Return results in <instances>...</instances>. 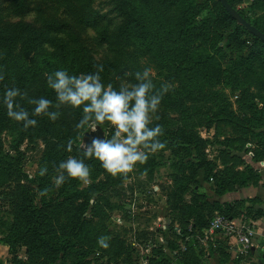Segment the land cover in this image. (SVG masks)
<instances>
[{
    "label": "rangeland",
    "instance_id": "1",
    "mask_svg": "<svg viewBox=\"0 0 264 264\" xmlns=\"http://www.w3.org/2000/svg\"><path fill=\"white\" fill-rule=\"evenodd\" d=\"M251 1L233 0L238 9L252 18L263 11L252 9ZM171 3L170 0H140L142 12L147 17L156 15L159 18L157 20L177 30L188 23L183 19L181 4L173 6ZM207 3L211 5L213 14L208 15L204 24L195 26L176 47L175 52L164 42L160 52L156 51V58L160 59H151L148 56L137 58L133 54L129 57L128 51L132 47L120 39L119 26L124 17L114 0H93L90 6H81L74 0H0V31L12 32L18 29L25 39L31 34L32 28L44 31L36 49L30 53L39 60L40 69L18 88L21 93H26V97L15 98L19 107L25 110L27 106L35 107L28 100L45 98L50 89L48 74L61 70L59 66L44 63V57L57 55L66 50L64 47L83 43L98 61L115 57L122 59L121 68L110 74L105 86L111 84L119 90L121 85L138 83L135 73L145 68L152 69L154 92L164 83L172 85L171 90L163 95L158 111L152 114L151 123L162 113L173 117L181 113L191 115L189 123L195 125L207 140L201 151L213 175L205 180L202 179V173H198L200 186L193 189L194 172L190 159L194 158L183 148L171 150L165 147L149 155L144 164H137L127 176L113 177L103 167L95 173V160L88 163V184L79 181L76 192L67 199L62 196L46 198V228L50 239L54 241V247L48 246L38 254H29L27 245L21 239L9 247L1 238L8 233L15 220L14 213L21 200L17 192L18 184L27 183L36 189V175L40 170L47 141H72L74 147H81L84 145V133L90 128H102L104 139H110L115 128L109 122L101 126L94 121L83 128H77L82 118L78 109H82L83 114V105L78 108L62 105L59 108L52 107V111L60 113L58 119L52 121L34 140L20 139L17 129L19 122L7 116V108L2 101L0 264L19 263L15 255L21 257L23 264H61L62 260L64 264H71L82 251L85 254L77 264H120L122 261L139 264L140 255L132 242L133 236L143 243L144 240L154 242L149 257L155 260L160 252L164 253V243L160 238L164 232H161L162 228H157L161 221L152 216L158 211L164 212L162 206L171 203L174 185L177 187L184 180L189 182V187L182 193L183 201L189 202L195 194L205 192L210 203L213 198L210 186L216 175L231 166L245 169L247 164L252 165L255 153L264 152V85L255 84V69L264 70V47L254 51L253 38L241 28L233 35L229 28L234 22L217 13L214 7L216 0H207ZM149 13H153V16H148ZM225 41L228 43L224 44ZM216 43L222 44L219 50L216 49ZM209 53H213L208 65L209 75L203 78L193 63L204 60ZM160 62L167 64L159 69L157 63ZM81 74L78 72L72 75ZM253 94L258 98L255 99L258 110H250V116L246 118L244 113L248 111L242 110V104L249 103ZM56 103L55 96L52 104ZM222 106L231 112L230 116L220 114ZM249 129L253 131L252 136ZM69 156L74 157V152L66 159ZM151 158L156 163L151 170H147L145 164ZM260 160L262 167L257 168L259 172L264 168V157ZM58 174L53 176L54 182ZM38 197L39 193L36 192L35 202ZM134 197L139 213L136 214L139 218L134 220L137 222L133 221L128 212ZM82 219L85 220L84 227L77 236H73L72 230L77 232L76 228ZM101 236L108 238L107 248L97 243ZM61 239H67L70 243L64 254L57 246ZM143 247L145 249L146 244ZM150 251L144 250L146 253ZM168 255L173 259L174 255Z\"/></svg>",
    "mask_w": 264,
    "mask_h": 264
},
{
    "label": "trees",
    "instance_id": "2",
    "mask_svg": "<svg viewBox=\"0 0 264 264\" xmlns=\"http://www.w3.org/2000/svg\"><path fill=\"white\" fill-rule=\"evenodd\" d=\"M81 6H90L93 0H74ZM115 6L118 8L119 12L123 15V22L119 26V36L120 39L132 48L128 51L129 57L132 54L139 58L142 56H148L151 59L156 58V51L161 50L164 42L168 43V48L171 51H176V47L184 40V38L191 32V30L197 26L202 25L208 19L212 8L207 0H170L171 5L176 3L181 4L183 9V19L188 24L186 26H181L177 30L164 25L161 20L156 15L154 17L153 13H149L147 17L146 14L142 12L140 5V0H114ZM234 7L235 4L233 0H228ZM219 15H225L229 17L234 24L230 26V31L233 35L237 34L239 28L243 29L245 32L251 35L254 42V51L264 47V41L252 34L243 24L237 22L225 9L220 0H216V5L214 6ZM237 8V7H236ZM251 8L254 10L263 11L262 14L258 13L252 18L242 12L240 9L238 11L251 23L257 26L264 32V0H252ZM156 23H154V21ZM44 35V31L39 28H32L31 34L25 39L21 35V31L16 29L12 32L0 31V74L3 75V80H0V107L3 101V95L6 89L9 88H20L22 87L35 73L40 69V62L35 55L30 53L36 49L38 44V39ZM225 41L224 44H227ZM216 49H220L222 44L216 43ZM66 50L60 51L59 54H51L49 57H44V63H49L53 66H59L62 70H66L69 75L74 73L89 74L98 71L99 66L103 67V71L100 72L101 82L105 85L109 79L112 72H115L121 68L122 59L112 58L105 59L102 61L96 60L91 54L89 48L83 44L78 43L70 47H64ZM213 53H209L204 60L195 61L193 66L199 71L203 78L208 77V65L211 63ZM159 69L166 66L167 62L157 63ZM210 66V65H209ZM249 68H252L250 66ZM255 84L264 85V70L257 71L255 69ZM56 93L53 89H49L47 92L46 99L52 101L55 98ZM257 98L256 94L250 96L249 103L244 102L242 104V110L248 111L245 117H249V111L257 112L258 108L255 102ZM248 100V98H247ZM34 107L27 106L26 111L29 112L30 118L36 119L37 124L35 127H29L27 130L23 128L22 122L18 123L17 129L19 132L20 139L28 138L29 140H34L36 136L46 130L47 126L51 124L50 120L46 115L32 116V111ZM50 108L49 110H51ZM82 109H78V113L83 117L81 113ZM220 114L230 116L231 112L227 110L224 106L220 109ZM191 116V115H189ZM189 116L185 113H181L177 117H173L168 113H162L159 118L150 123L149 127H155L156 125L162 126L164 134L159 137L162 143H165V147L173 149H185L194 159H190L192 162L193 175V189H197L200 186V178L197 176L198 173H202V179L208 180L212 178L211 174L212 168L209 163L204 159L202 155V148L204 147L207 140L199 133L195 125L189 123ZM82 119V118H81ZM249 122V121H248ZM245 125L247 126V120H245ZM101 126L107 125V121L104 124H99ZM3 126V119L0 114V128ZM251 136L253 131L249 129ZM248 131V132H249ZM68 142H61L55 139H50L47 141L46 148L42 154L40 169L46 167L47 173L45 175H40V170L36 175V189L27 183L20 182L18 184V196L21 199L18 204V208L15 210V220L11 224V227L1 239L6 243L14 245L17 240H23L27 245V252L29 254H38L42 250L47 249L48 246L54 247L53 240L50 239L48 235V230L46 228L47 215V197L51 196H62L67 199L71 194L76 192V186L79 180L68 178L65 173V181L60 186H57L52 180L53 176L56 175L58 165L60 162L64 161L66 157L73 151L74 157L77 159H84L86 165L90 162H94L95 158H84L82 147H74L72 145L71 151H68ZM264 148V147H263ZM264 157V152H258L253 155V159L258 160ZM156 161L151 158L145 164L147 170H151ZM95 166V173L102 168L100 161L93 163ZM247 166V167H246ZM245 169H237L231 166V168H226L222 170L220 174L216 175L214 183L210 186L213 190V194H222L227 190L234 189L237 186L246 184H257L260 172L257 168L253 167L251 164H247ZM196 173V174H195ZM189 187V182L184 180L180 181L179 185L171 191V200L169 208H171L175 215L180 220V235L185 237L187 233L201 231L202 228L207 227L211 217L215 211H219L228 216H235L243 212L247 218L253 219L257 218L262 214L263 210L257 205L258 197L251 196L247 198L235 199L232 202L220 201L216 198H212L209 203L206 198L205 192H199L189 201H183V191ZM46 190V195H40L41 192ZM39 193V197L35 202L34 195ZM191 219V227L189 230L188 221ZM85 220L82 219L78 223L77 232L73 231V236H77L82 228L84 227ZM173 226L171 225V228ZM190 243V251L187 249L181 256L182 262L186 264H198V260L193 258L196 253V242L191 239L186 240ZM70 243L67 239H61L57 243L58 248L62 250V253H66ZM172 243L171 247H175ZM180 252V251H179ZM181 253V252H180ZM85 254L82 251L76 259L71 264H77L81 257ZM181 255V254H179ZM80 257V258H78ZM15 258L19 263L23 264V261L19 255H15ZM21 261V262H20ZM170 259L163 252H160L157 259H152L149 257L150 264H170ZM124 264H135L122 261ZM64 264V260L61 261Z\"/></svg>",
    "mask_w": 264,
    "mask_h": 264
},
{
    "label": "clouds",
    "instance_id": "3",
    "mask_svg": "<svg viewBox=\"0 0 264 264\" xmlns=\"http://www.w3.org/2000/svg\"><path fill=\"white\" fill-rule=\"evenodd\" d=\"M103 67L99 66L95 73L69 75L66 70H56L48 74V86L56 93L57 103L40 97L29 99L30 104L35 105L32 116L46 115L50 120L58 119V111H50L52 107L59 108L62 105H70L78 108L83 105V117L76 125L83 128L94 121L98 124L109 122L115 133L111 138L101 139L93 137L90 144L81 145L84 149V158H95L101 166L113 177L117 175L127 176L137 164H144L149 155L155 154L165 148V143L159 140L164 134L162 126L149 127L152 122V114L160 107L164 94L171 90L172 85L164 83L159 90L153 91L152 69L145 68L142 72L137 71L135 78L138 83L121 85L119 90L111 84L105 86L101 82L100 72ZM0 74V80H3ZM17 96L26 97L18 88L6 89L3 103L7 108V116L16 122H22L23 128L35 127L36 119L30 118L25 109L16 104ZM68 151L72 149V141L68 142ZM59 173L55 184L60 186L68 178L77 179L84 184L90 182V168L84 159L69 156L60 162L57 168ZM47 168L40 169V175H45ZM46 190L40 195H46ZM107 237L101 236L97 243L107 248Z\"/></svg>",
    "mask_w": 264,
    "mask_h": 264
},
{
    "label": "crops",
    "instance_id": "4",
    "mask_svg": "<svg viewBox=\"0 0 264 264\" xmlns=\"http://www.w3.org/2000/svg\"><path fill=\"white\" fill-rule=\"evenodd\" d=\"M261 162L260 159L251 160L252 165L256 168L262 167ZM260 170L261 172L257 184L250 183L241 185L234 189L227 190L222 194H213L214 198L228 202L251 196L258 197L257 205L262 208L263 212L257 218L252 219L256 233L252 239L253 244L249 250L246 253H237L235 249L236 241L233 235L218 230L205 233V227L202 228L201 231L187 233L185 237L181 236L179 234L180 232L175 230L176 226L180 228V220L166 203L164 204V207L162 206L165 211H158L152 217L153 219L157 218L161 221L157 228L158 230H161L160 228H162L161 232H164V234H161L160 238L164 243V254L169 257L171 261H169L170 264H186L180 259L184 253L182 251H185L186 249L187 251H190V247H192L189 245L190 243L186 242L188 239L196 242L197 251L195 255H192L193 258L198 260V264H264V168ZM137 212L136 214L139 215ZM241 215L245 214L241 212L232 217H238ZM137 218H139V216L135 215L133 221L137 220ZM191 221V219L188 221L189 230L191 228L192 230L195 229L191 227ZM164 222L166 223V226H162ZM171 225L173 226L172 228ZM153 243L154 242L152 241V244ZM172 243L177 246L171 247ZM150 254H152L151 251ZM168 254L174 255L173 259H171Z\"/></svg>",
    "mask_w": 264,
    "mask_h": 264
},
{
    "label": "built area",
    "instance_id": "5",
    "mask_svg": "<svg viewBox=\"0 0 264 264\" xmlns=\"http://www.w3.org/2000/svg\"><path fill=\"white\" fill-rule=\"evenodd\" d=\"M136 197H134L131 200V203L129 204V213L132 219L136 215ZM120 220V217L118 215L117 221ZM162 226H166V223L164 222ZM175 230L177 232H180L179 227H175ZM223 231L227 234H231L235 237V249L237 253H246L251 245L253 244V237L256 233L255 225L253 223L252 219H249L246 217V215H241L238 217H232L228 216L224 213H221L219 211H215L213 216L211 217L209 224L207 227L204 228L205 233H210L213 231ZM135 232V231H134ZM133 244L139 251V257L138 262L139 264H150L149 263V254L150 252L146 253L144 250L150 251V248L152 247V241L151 240H144V243L141 242V239H138L136 236H133ZM144 244H146L147 247L144 249ZM120 264H124V262H121ZM161 264V263H158Z\"/></svg>",
    "mask_w": 264,
    "mask_h": 264
},
{
    "label": "water",
    "instance_id": "6",
    "mask_svg": "<svg viewBox=\"0 0 264 264\" xmlns=\"http://www.w3.org/2000/svg\"><path fill=\"white\" fill-rule=\"evenodd\" d=\"M222 5L228 13L239 23L243 24L252 34L256 35L264 41V32L246 19L236 7H234L228 0H220ZM104 131L102 128H90L84 133V145L90 144L93 137L104 139Z\"/></svg>",
    "mask_w": 264,
    "mask_h": 264
}]
</instances>
